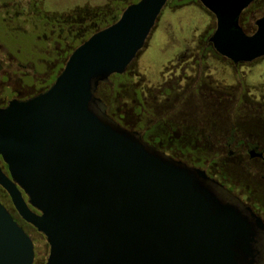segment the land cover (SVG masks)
<instances>
[{"label":"water","instance_id":"95a60500","mask_svg":"<svg viewBox=\"0 0 264 264\" xmlns=\"http://www.w3.org/2000/svg\"><path fill=\"white\" fill-rule=\"evenodd\" d=\"M168 1L129 5L72 52L47 91L0 110V186L45 236L46 264H248L259 221L204 170L113 121L96 97L126 72ZM199 1L217 18L210 41L221 55L264 57V16L252 35L239 24L255 0ZM34 259L32 238L0 200V264Z\"/></svg>","mask_w":264,"mask_h":264},{"label":"flooded vegetation","instance_id":"af4514ba","mask_svg":"<svg viewBox=\"0 0 264 264\" xmlns=\"http://www.w3.org/2000/svg\"><path fill=\"white\" fill-rule=\"evenodd\" d=\"M257 1L239 19L248 35L257 30V20L252 25L246 22ZM45 8L46 0H0V39L18 33L34 34L42 42L57 37L59 8L44 12ZM208 12L217 29L215 14ZM210 38L207 45L173 47L159 77L148 86L138 83L134 132L173 160L204 170L247 209L254 223L259 221L263 229L253 239L248 264H264V57L236 64L221 55ZM54 54L57 61L39 63L51 71L60 62L59 54ZM58 74L45 86V71L39 73L34 62L14 58L0 42V110L13 100L47 91ZM0 200L32 238L33 264H46L50 245L45 236L22 219L1 186Z\"/></svg>","mask_w":264,"mask_h":264},{"label":"rangeland","instance_id":"374dc122","mask_svg":"<svg viewBox=\"0 0 264 264\" xmlns=\"http://www.w3.org/2000/svg\"><path fill=\"white\" fill-rule=\"evenodd\" d=\"M19 1V0H17ZM49 8L44 12L58 7L59 32L55 38H46L42 42L34 34H12L1 38L0 42L11 50L14 58L21 62H34L39 73L45 71V83L49 85L54 77L62 72L72 52L94 33L116 23L124 10L131 4L140 0H46ZM112 11L115 15L110 22L104 14ZM116 14L118 16H116ZM249 18L246 21L251 25L264 16V0H258L248 11ZM85 18L87 20H85ZM249 21V22H248ZM216 29L214 16L195 0H169L162 14L158 18L155 27L151 31L144 48L133 60L132 67L120 74L122 77L112 75L109 81L101 83L96 97L107 106L108 116L122 127L134 131L136 123V90L138 83L126 82L133 75V70L152 74L166 67L169 50L176 46L207 45ZM249 33V30L247 29ZM60 39L55 43V39ZM19 46V47H17ZM17 47V49H16ZM4 49V48H3ZM19 49V52L17 51ZM57 50V51H56ZM56 52L60 62L49 70L39 61H57ZM50 62V66L52 65ZM47 66V63L46 65ZM146 70V71H145ZM51 72V73H50ZM130 73V74H127ZM50 73V75H49ZM4 74V72H2ZM58 74V75H59ZM48 75L50 77H48ZM119 75V76H120ZM117 76V77H116ZM153 80L155 76L151 75ZM8 202V200H6Z\"/></svg>","mask_w":264,"mask_h":264},{"label":"trees","instance_id":"16d2710c","mask_svg":"<svg viewBox=\"0 0 264 264\" xmlns=\"http://www.w3.org/2000/svg\"><path fill=\"white\" fill-rule=\"evenodd\" d=\"M112 12V11H111ZM111 12L110 11H106L104 14H106L107 16H109L107 19H106V21H109L110 22V18L112 19L113 17H115V15H113L112 16V14H111ZM116 16H118L117 14H116ZM85 20H87L86 18H85ZM60 41V39H55V43H58V41ZM132 65H133V63H132ZM132 65H130V67H132ZM146 71V70H145ZM149 71V70H148ZM148 71H146V72H141L140 70L139 71H136L135 72V70H133V75L129 78V79H125L126 80V82L128 83V82H135V83H139V84H141V85H143V86H148L150 83H151V81H153V78H152V76L151 75H153V76H155V78L156 77H159V76H157V73L158 72H155V71H153L152 72V74L151 73H149ZM160 72V71H159ZM131 73V72H130ZM130 73H128L127 72V74H130ZM123 75H125V74H123ZM122 75V76H123ZM118 77H122L121 75L119 76V75H117ZM116 76V77H117ZM156 80V79H155ZM2 163H4L3 161H2ZM5 164V163H4ZM6 165V164H5ZM7 166V165H6Z\"/></svg>","mask_w":264,"mask_h":264}]
</instances>
